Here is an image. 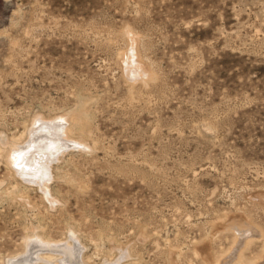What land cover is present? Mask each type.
<instances>
[{
	"label": "rangeland",
	"instance_id": "374dc122",
	"mask_svg": "<svg viewBox=\"0 0 264 264\" xmlns=\"http://www.w3.org/2000/svg\"><path fill=\"white\" fill-rule=\"evenodd\" d=\"M54 119L73 142L19 172ZM38 239L85 264H264V0H0V264Z\"/></svg>",
	"mask_w": 264,
	"mask_h": 264
},
{
	"label": "bare ground",
	"instance_id": "6f19581e",
	"mask_svg": "<svg viewBox=\"0 0 264 264\" xmlns=\"http://www.w3.org/2000/svg\"><path fill=\"white\" fill-rule=\"evenodd\" d=\"M61 122L62 119L61 121L59 119L48 121L39 120L37 122L39 127L36 126L33 129L30 143L19 145L14 149L10 159L11 163L14 164L15 168L19 172H31L33 177L39 179L40 174H45L47 172L46 167H49V169L51 168L50 166L54 159L53 156H59L60 151L63 152L70 146L73 141L69 137L63 139L64 143H62L60 140V132L63 129V124H61ZM75 143H78V141H75ZM18 152L22 153V155H17ZM17 163H19V167L16 166ZM27 165L29 167L33 166L35 168H32L31 170ZM253 228L254 227H251V229ZM31 243H35V247L39 248L40 250L31 251L28 253V255L20 259H10V263L85 264L83 260H81V262L78 261V258L80 257V251L76 250V246L74 245L45 242L43 239L33 240L32 242L28 243L29 247H31V245L33 246ZM65 247H68L69 250H67ZM44 249L47 251L49 250L48 252H50V254L43 255ZM240 256H238V263L241 262ZM44 260L47 262L42 263Z\"/></svg>",
	"mask_w": 264,
	"mask_h": 264
},
{
	"label": "snow or ice",
	"instance_id": "6c2138e0",
	"mask_svg": "<svg viewBox=\"0 0 264 264\" xmlns=\"http://www.w3.org/2000/svg\"><path fill=\"white\" fill-rule=\"evenodd\" d=\"M17 155H22V153H17ZM17 167H19V163H17V165H16Z\"/></svg>",
	"mask_w": 264,
	"mask_h": 264
}]
</instances>
